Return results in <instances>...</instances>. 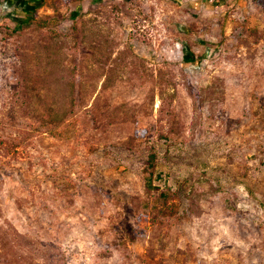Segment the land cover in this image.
Here are the masks:
<instances>
[{
    "label": "rangeland",
    "instance_id": "374dc122",
    "mask_svg": "<svg viewBox=\"0 0 264 264\" xmlns=\"http://www.w3.org/2000/svg\"><path fill=\"white\" fill-rule=\"evenodd\" d=\"M49 30L61 32L55 77L78 80L61 67L87 66L85 87L58 95L116 115L87 122L75 143L43 139L4 176L0 226L60 249H13L0 264H264V0H0L2 129L11 66L37 64L18 55L45 52ZM143 128L171 145L154 186L198 180L196 210L182 222L153 224L152 203L136 201L146 188L141 155L91 152V138L115 144Z\"/></svg>",
    "mask_w": 264,
    "mask_h": 264
},
{
    "label": "trees",
    "instance_id": "16d2710c",
    "mask_svg": "<svg viewBox=\"0 0 264 264\" xmlns=\"http://www.w3.org/2000/svg\"><path fill=\"white\" fill-rule=\"evenodd\" d=\"M60 33L58 30H49L46 36L51 43L45 52L38 49L18 55L20 60H23L24 57L35 58L38 60L37 64L34 66L28 64L23 68H17L15 64L11 66L12 85L9 100L13 110L7 117V129L0 128V190L5 183L4 176L15 169V162L26 161L30 157L31 151L43 139L75 143L76 140L83 139L87 134V122L96 119V123H101L105 119L115 118L117 108L112 109L113 113L108 115L106 112L96 109L95 100L91 105L90 98L86 96L76 97L72 93L66 97L58 95L57 90L63 87L71 90L83 89L85 83L81 77L87 67L83 65L85 62L70 63L61 67L60 73L75 74L78 80H75L73 75H71L72 79L65 80L55 77L58 72L55 74L51 64L60 50L57 49L56 42L52 41L57 39ZM65 53L74 57L77 53L76 48L69 53L65 51ZM128 53L125 52V55ZM104 54H106L104 48L100 44H96V50L90 56L100 62ZM12 57H16V53ZM124 58L121 55L116 62L122 64ZM159 81L161 80L158 79L156 82L159 83ZM88 87H91L95 92L94 82L90 83ZM103 90H105V82L102 84L101 92ZM138 116L142 115L138 112ZM162 137L165 139L164 143L160 141ZM166 137L162 136L158 129L143 128V130L131 134L127 133L126 138L115 144L101 145L98 144L99 142H92V138L89 139L91 140V152L99 155L102 161L109 159L116 147L125 152H135L142 156L143 162L139 166V171L145 176L146 188L142 197L135 196V199L142 204L150 205L152 203V223L161 225L165 223L166 219L173 216L174 219L182 222L194 212L193 208L196 210V202L201 196L200 188L196 185L198 180L193 182L191 175L190 178L188 176L175 179L171 185L168 182H163L154 186L157 171L169 156L171 148V145L167 144ZM213 179V177L205 179L209 182L207 185L211 190H214L215 187ZM153 190L157 192H153ZM38 245H42L44 249L40 252L56 253L60 249L53 242L43 243L33 240L9 223L0 226V256L7 255L13 249L28 251L30 248L38 252Z\"/></svg>",
    "mask_w": 264,
    "mask_h": 264
}]
</instances>
